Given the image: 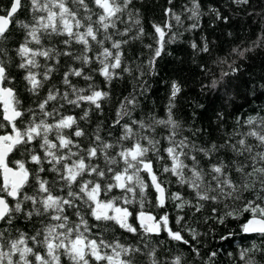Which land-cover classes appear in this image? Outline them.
<instances>
[{"label":"snow or ice","instance_id":"obj_1","mask_svg":"<svg viewBox=\"0 0 264 264\" xmlns=\"http://www.w3.org/2000/svg\"><path fill=\"white\" fill-rule=\"evenodd\" d=\"M231 4L264 24V11H247L250 0ZM145 6L0 3V264H189L182 251L163 248L162 233L202 264H216V251L201 257V233L184 212L205 206L220 224L247 213L241 232L261 242L239 249L235 264H264V115L237 116L228 127L217 112V135L209 136L176 117L178 80L168 84L163 113L143 103L168 46L201 30L206 15L224 23L229 16L205 11L202 0H165L148 31ZM209 45L203 35L190 42L196 55L210 54ZM262 46L264 28L233 52L243 57ZM120 84L130 86L126 94L117 93ZM106 110L110 121L100 119ZM172 183L187 191L170 192ZM149 188L162 213L150 210ZM169 202L184 213L175 226Z\"/></svg>","mask_w":264,"mask_h":264},{"label":"trees","instance_id":"obj_2","mask_svg":"<svg viewBox=\"0 0 264 264\" xmlns=\"http://www.w3.org/2000/svg\"><path fill=\"white\" fill-rule=\"evenodd\" d=\"M0 3L7 6L9 0H0ZM177 3H183V0H177ZM202 4L205 11L209 7L219 8L224 15L229 16V21H216L206 15L202 20L201 30L185 33L181 42L169 45L168 51L171 54L164 55L158 61L159 75L150 78L151 91L143 99V103L146 108L155 107L158 112L163 113L167 103L168 84L172 80H178L182 82L184 90L178 99L176 117L189 126L206 129L209 136H215L217 112L225 114L228 127H231L237 116L255 115L258 112L264 115V46L246 52L243 57L233 52L236 48L250 47L251 41L256 39L264 24L260 23L259 16L246 15L243 6L232 5L231 0H202ZM163 6L165 0H146L143 12L148 31H151L148 21L158 22L162 17ZM247 11H264V0H250ZM202 35L209 40L211 53L196 55L190 42L195 40L199 43ZM202 65L204 70H201ZM233 68L239 70L233 74ZM224 73L229 74L223 75ZM13 74L19 80V73ZM213 80L217 82L215 88L211 87ZM129 87L128 84H120L116 91L126 94ZM200 105L203 107H199ZM113 117L114 112L106 110L105 116L100 119L110 121ZM170 179L174 181V178ZM178 189L181 192L187 191L175 183L169 187L170 192ZM154 195V191L149 188L148 200L153 201V205L150 207L146 204V209L150 207L151 211L162 213L163 209L154 207ZM166 210L173 226L175 217L184 214L178 213L171 202ZM184 212L189 213L186 216L187 224L201 233L195 243L205 260L209 252L216 251V264H235L234 257L239 249L248 247L253 242H261L259 237L241 232V224L249 218L247 213L239 220L228 218L224 224H220L207 206L200 213H192L188 208ZM229 233L232 235L229 236ZM222 236H228V239L222 240ZM160 239L164 241L163 248L173 252L182 251L189 258V264H202L201 258L195 256L188 246L169 241L166 233H162Z\"/></svg>","mask_w":264,"mask_h":264}]
</instances>
